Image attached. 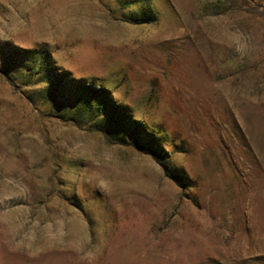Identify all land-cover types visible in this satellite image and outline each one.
Returning <instances> with one entry per match:
<instances>
[{
	"label": "rangeland",
	"instance_id": "374dc122",
	"mask_svg": "<svg viewBox=\"0 0 264 264\" xmlns=\"http://www.w3.org/2000/svg\"><path fill=\"white\" fill-rule=\"evenodd\" d=\"M0 264H264V0H0Z\"/></svg>",
	"mask_w": 264,
	"mask_h": 264
},
{
	"label": "trees",
	"instance_id": "16d2710c",
	"mask_svg": "<svg viewBox=\"0 0 264 264\" xmlns=\"http://www.w3.org/2000/svg\"><path fill=\"white\" fill-rule=\"evenodd\" d=\"M7 78L10 80L9 77ZM89 93L90 95L79 97L70 105L66 115L67 120L79 126L87 124L90 129L94 128L105 138H113L119 144L132 146L140 152L150 155L166 170L167 175L179 184V175L168 173L161 149L154 145L150 139L145 140L142 130L138 127L132 131L129 129L121 108L114 102L111 95L105 90L94 87H91ZM51 97L53 99L57 95L52 93ZM28 98L34 102L30 97Z\"/></svg>",
	"mask_w": 264,
	"mask_h": 264
}]
</instances>
